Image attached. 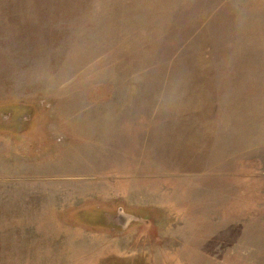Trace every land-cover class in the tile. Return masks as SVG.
Masks as SVG:
<instances>
[{
    "label": "rangeland",
    "instance_id": "374dc122",
    "mask_svg": "<svg viewBox=\"0 0 264 264\" xmlns=\"http://www.w3.org/2000/svg\"><path fill=\"white\" fill-rule=\"evenodd\" d=\"M0 264H264V0H0Z\"/></svg>",
    "mask_w": 264,
    "mask_h": 264
}]
</instances>
